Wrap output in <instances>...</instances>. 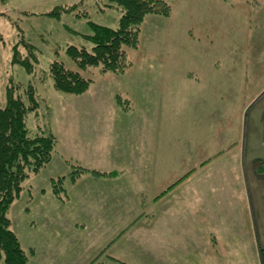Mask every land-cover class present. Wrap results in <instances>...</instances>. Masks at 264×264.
I'll return each instance as SVG.
<instances>
[{
	"label": "rangeland",
	"instance_id": "1",
	"mask_svg": "<svg viewBox=\"0 0 264 264\" xmlns=\"http://www.w3.org/2000/svg\"><path fill=\"white\" fill-rule=\"evenodd\" d=\"M166 1L170 15L145 17L139 44L127 47L131 66L114 74L101 65L80 69L67 53L69 45L91 47L84 38L92 32L89 21L117 25L120 12L100 8L106 0H0V107L11 78L34 83L41 105L28 125L56 139L51 162L23 183L9 211L24 248L39 244L45 209L55 214L53 234L69 236L75 227L77 234L92 235L83 264H162L149 245V223L162 224L157 232L164 233L165 218L184 198L177 192L155 202L154 196L184 180H195L194 186L235 180V187L201 189L205 212L218 198L229 212L234 208L235 216L220 221L227 226L210 229V216L201 210L200 220L187 221L189 229L198 225L195 247L175 225L168 237L181 242V251L168 249L164 263L262 264L264 0ZM54 8L61 12L49 13ZM15 51L32 61L33 73L13 61ZM55 60L93 78L90 88L82 94L56 90L49 70ZM97 182L107 183V197L81 203L79 195ZM85 206L107 217L75 225L60 217L84 214ZM210 231L201 245L200 236Z\"/></svg>",
	"mask_w": 264,
	"mask_h": 264
},
{
	"label": "trees",
	"instance_id": "2",
	"mask_svg": "<svg viewBox=\"0 0 264 264\" xmlns=\"http://www.w3.org/2000/svg\"><path fill=\"white\" fill-rule=\"evenodd\" d=\"M105 3L106 7L100 6L101 9L113 8L120 12L117 25L89 21L92 32L84 38L91 47L69 45L67 53L80 69L101 65L102 71L121 74L132 64L127 47L139 44L145 17L150 13L168 16L172 9L166 0H106ZM58 12L61 11L54 8L49 13L58 15ZM14 54L13 61L33 73L32 61L19 58V51ZM49 70L55 89L62 92L82 94L94 81L63 61H53ZM40 105L34 83L11 78L6 86V102L0 107V264H30L36 253L34 248L23 247L12 228L9 211L20 197L23 183L32 174L39 173L53 157L56 139L28 125L30 113ZM261 169L264 168L261 166ZM260 255L264 264V248Z\"/></svg>",
	"mask_w": 264,
	"mask_h": 264
},
{
	"label": "crops",
	"instance_id": "3",
	"mask_svg": "<svg viewBox=\"0 0 264 264\" xmlns=\"http://www.w3.org/2000/svg\"><path fill=\"white\" fill-rule=\"evenodd\" d=\"M171 58H174V56H171ZM174 72L175 71L172 69L166 70V71H164L163 75H166L165 77H167V75H170L171 73H174ZM165 73H167V74H165ZM178 76H182V74L178 72ZM175 77H177V76H175ZM168 80L169 79L167 78L166 82H169ZM178 81L179 80H177V82ZM217 86H218V84H217ZM172 90L177 91L178 89H176V90L172 89ZM172 90H170V91H172ZM149 119H151V118H149ZM262 120L264 121V118H262ZM155 139L156 138L154 135H150L151 143H153L152 141L153 140L155 141ZM154 153H151V151H150L151 156H154L155 155ZM231 168H232V170L230 169V171H237L236 165H232ZM233 168H235V169H233ZM238 168L241 172H244V175H245L246 171L244 169V165L239 164ZM154 170H157V169L155 168ZM245 179H246V177H245ZM244 181H246V180H243V182ZM180 182L177 184L173 183L174 186H169L171 188L169 190L165 191L164 194H161L160 198H157V195L154 196L155 202L157 200H160L163 197L172 195L174 193L176 194L177 192H178V194H181V197L184 198V201H181V203H180L182 208L179 205L173 207L170 210V212H172V213L168 214L169 219L165 218V220H168V221H166L164 224L165 225L164 233L163 232H157L158 228L162 224H160V223H149V227H150L149 228V245L153 251H156L157 253H159V255L162 258V261H161L162 264H165L164 261H166V258L164 256L166 255V251L168 249H170L171 251H174V250L175 251L176 250L181 251V249H180V246H181L180 243L181 242L173 241L170 237H168L169 231L171 229H173L175 225H176L175 226L176 228L178 226V229L180 230V235H182V236L187 235V237H189L191 239V241L194 242V246L195 247L197 246L196 243L199 242L198 239H196V236L199 235L196 233V231L198 230L197 229L198 225L194 226L195 229H189V226H188L189 224L187 223V221H189V220L197 221V219L198 220L201 219V214H200L201 210H202L201 206L203 205V203H205V201H207V200H205V198H203L201 189L205 188L207 186L212 187L213 189H216V188L221 189V188H223V186L228 185V186L235 187L237 184V182L235 180H233V181L227 180L224 182L223 181H215V180L211 181V182L210 181H204V182H201V184H199V183H198V185L196 184V186L191 184L192 182H195V180H184L181 183L184 185H181ZM166 183L167 182L164 180V184H166ZM205 184H208V185H205ZM209 184H212V185H209ZM160 185H163V181L160 182ZM180 185H181V187H180L181 189H179L177 191H176V189L174 190V188H178V186H180ZM92 186H95V188L94 187H93L94 189L91 188L90 190H88V192L86 194H83L82 196L79 195L81 203L83 202V200H86V199L91 201L93 199H98L100 197L103 198V196L107 197L108 188H109L107 183L97 182V184L92 183ZM183 188H186L187 190L183 191ZM192 188H194V190L198 189L197 191L199 192V196L197 194L195 195L193 193ZM187 198H189L190 200L192 199L191 204L193 205V208H192L191 212H190L189 206L188 207L186 206V204H187L186 199ZM104 200H106V199H104ZM214 203H215V205H217L216 208L212 207V206L209 207L210 202H208L207 204H209V205H205L207 207L206 212L204 210H202V211H204V214H207V216H210L208 219L209 225H210L209 228L210 229L214 228V226H216V224L219 227L222 226L225 228L227 226L226 223L220 222V221H222V220L229 221L228 219L230 218L231 214H233V216H235L234 208H233L232 213L229 212V210L231 209V208H229L230 206L226 203L225 205H228V206H225L226 209L224 207H222L220 205V198L216 199V202H214ZM48 204L49 203L46 202L45 205L48 206ZM87 204H88V202H87ZM194 205H196V206H194ZM206 207H204V208H206ZM69 208H72V207H69ZM84 209H85L84 214H78L76 212H73V213L69 212V213H67V215L60 214V217L64 218V219L69 218V220L73 221L74 225H75L76 220H91L94 216V211L91 210L87 206H85ZM210 209L213 212L210 211ZM86 210L89 211L88 214L86 213ZM219 210L221 212H219ZM43 211H44V214L46 215V217H45V215L43 217L46 220L45 224H44V221L42 220V224L45 227V231L41 234L44 236V238H42L41 234H40L39 235V237H40L39 244H37L36 246L31 244V243L27 245L28 248L36 247V253L31 258L30 264H83V261L87 260L86 259L87 256L89 258V256L91 255V251H89V250L92 249V245L90 246V249H88V247H89V244L91 243L92 235L89 234V236L87 237L85 235H82L83 233L77 234V229H75V227H74V229H73L74 233H73V231H71L69 236L66 235L65 237H63L64 236L63 232H62V235L57 236V235L53 234L54 231L52 230V227H51V221L53 220L52 218L54 217L55 214L53 212H49L50 213L49 214L48 211L45 209ZM40 212L42 214L41 210H40ZM222 212L225 215H221ZM41 216H43V214ZM155 216L156 215L152 212V209L149 206V220H152ZM94 217L100 218V219L106 218L107 213H106V215H100L97 212ZM117 218H119V217H117ZM174 218L176 220L175 222L170 221V220H174ZM217 221L219 222V224L217 223ZM190 231H192V234H189ZM211 233H212L211 231L209 233L205 232L204 234H202V236H200V238L203 239V243L201 245L204 246L206 244L205 238L206 239L209 237L211 238ZM162 234H163V236H162ZM173 234L178 235L175 233H173ZM46 235H48L49 237L47 238ZM202 237H205V238H202ZM88 241H90L89 244L87 243ZM186 243L187 242H184L185 245H186ZM62 244H65L66 246L62 245ZM162 245H165L164 250L162 248ZM167 253H169V252H167Z\"/></svg>",
	"mask_w": 264,
	"mask_h": 264
}]
</instances>
